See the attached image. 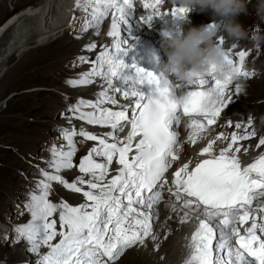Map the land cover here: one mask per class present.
I'll return each mask as SVG.
<instances>
[{
    "label": "snow or ice",
    "instance_id": "obj_1",
    "mask_svg": "<svg viewBox=\"0 0 264 264\" xmlns=\"http://www.w3.org/2000/svg\"><path fill=\"white\" fill-rule=\"evenodd\" d=\"M161 3L162 0H155L152 4L143 3L145 9L153 10L146 20L150 21L153 15L183 18L189 11L178 5L161 15L157 9ZM89 5L93 25L99 24L108 14L109 8L114 10L107 33L114 38V50L101 51L90 72L66 83L72 86L86 85L92 83L90 77H103L115 92H122L126 99L135 98V106L131 109V118L127 110L113 111L101 107L106 102L113 105L117 102L107 91H101L95 103L79 100L69 106L68 110L76 114L77 119L90 125L110 127L113 131L106 135L113 142L109 143L105 138L84 130L77 133L74 129H61L67 150H63L64 146L49 149L51 159L48 166L57 174L41 169L44 179L37 183L40 192L38 195L31 194L30 200L24 205L30 211L31 219L14 229V240H25L30 245L27 251L31 253H38L41 246L48 248L36 264L115 262L125 249L137 243L144 244L148 237L155 239L152 236V220L156 215L153 209L161 199V192L157 189L170 183L169 192L176 201L172 210L183 212L181 223L188 222L190 216L198 220L189 243L191 254L185 264H264V204L256 208L252 206L255 200L264 197V153L243 167L237 156L241 152L240 142L250 140L255 135L247 131L250 123L244 126L243 133L233 131L227 146L218 154H213L214 141H209L199 153L201 157L207 158L201 159L191 168L189 163H184L172 173L170 181L166 178L172 163L179 159L177 132L173 129L174 125L179 124L181 114L190 119L188 141L194 145L199 134L217 122L228 103L225 99L226 90L233 79L253 75L244 70L247 53L236 52L234 60L232 50H224L225 59L233 65V73L224 80H217L209 72L211 83L198 76L196 89L179 99L171 97L169 80L163 74L157 76L139 68L136 69L138 79L135 83L154 85V94L145 96L135 86L121 91L112 86L113 78H117L124 67L123 62L115 57L122 51L119 25L129 15L133 7L132 0H86V6ZM209 27L215 28L214 25ZM218 43L224 44L222 37ZM86 47L91 50L96 45L93 43ZM86 61L87 57H79L80 63ZM205 85L210 87L204 90ZM236 90L239 91V85ZM212 92L218 93L220 99L206 106L207 97ZM85 107L93 111H82ZM122 122H128L131 129L120 140L115 133L123 131ZM241 127L239 123L235 125L236 129ZM76 135L86 141L98 140V146L91 148L79 162V172L89 179L79 176L69 183L59 173L73 167L72 158L76 152L73 137ZM137 137L139 139L133 143ZM216 139L228 138L220 134ZM256 146H264V137L259 139ZM94 156L102 157L103 162H97ZM114 162L119 165L117 175L106 180L109 166ZM53 181L76 193L83 191L78 184H86L89 189L83 191L86 203L73 207L65 202H50L48 196L50 182ZM57 212L59 231L57 221L50 219ZM249 221L250 226H245ZM57 236L58 242L53 243Z\"/></svg>",
    "mask_w": 264,
    "mask_h": 264
},
{
    "label": "rangeland",
    "instance_id": "obj_2",
    "mask_svg": "<svg viewBox=\"0 0 264 264\" xmlns=\"http://www.w3.org/2000/svg\"><path fill=\"white\" fill-rule=\"evenodd\" d=\"M40 1L0 0V4L2 3L4 10L8 12L6 15H2V11L0 12V25L5 24L12 13L16 11L21 12V9L25 7L30 8ZM170 2L176 4L178 0H170ZM254 4L255 0L249 5V14L239 18L240 23L245 26L250 35L258 30L257 26H259V30H264V24H260L254 15ZM84 18L90 19L88 16ZM187 19L191 21L192 26L214 25L217 30V42L221 37L223 38L224 44L221 46L224 50H232L234 60L236 59V52L245 51L247 53L244 70L246 62H249L252 66L247 64V71L252 72L253 75L251 77H235L233 79L232 84L226 90V94H233L234 98L222 109L221 118L225 117L223 124L234 130L237 123L243 127L250 123V131L248 132L255 133V135L250 140L242 143L249 144L252 147L255 144V140L259 141L261 138L259 136H262V133H264V122L261 120L264 117V45L257 48L253 46L250 40H241L235 43L225 40L221 23L204 13L190 9ZM107 20L106 16L101 19L102 28L97 31L98 33L95 36L89 34L85 37L87 41H91L95 37V40L100 42V45H96L91 50L83 48L74 56H64L54 70L49 71L48 69L46 73H40V75L35 72L34 63L36 61L34 62V60L38 57L36 53L45 46L42 49L43 53L51 55L49 50L51 46L47 45L51 41H59L58 39L61 38L59 35L63 36L64 32L67 33L66 30L42 42L34 41L27 43L19 51H16L7 62L0 65V249L13 251L15 250V246H17L19 250L23 251L26 241L23 239L14 240L16 235L14 229L19 225L29 222L31 219V215L28 216L30 211L24 205L30 200V196L35 191L34 188L37 186V183L44 179L41 169L50 174H56L54 169L49 168L47 162L51 159V152L49 151L51 147L56 146L60 148L64 146L63 149L67 150L66 141L62 139L60 130L74 129L78 133L79 129L77 128L79 127L97 128L83 120L77 119L76 115L68 110L70 105L81 100L79 98L81 96L75 95V91L87 90L91 85L73 86L72 90L74 93H66L65 87L69 85L66 81L81 78L80 71L83 68H86V66L93 67V62L95 61L93 58L95 59L105 46V38L103 39L102 31L106 30ZM178 26L177 28H180L182 25L178 24ZM66 33L65 36H67ZM74 34L76 32L70 30L68 36L74 37ZM70 39L72 40V38ZM81 56L87 57V61L80 63L79 57ZM19 62H22V65L18 64ZM23 62L27 64L23 65ZM17 68L18 70L16 71L15 69ZM237 85H239V91L236 90ZM232 86H234V92L232 91ZM91 88L93 89V93L91 91L89 95L82 97L83 99L86 98L85 100L89 101L98 96V93H96L97 88ZM57 101L60 104L53 107ZM103 105L105 106L106 104ZM103 105L101 106L104 107ZM232 105L234 107L238 106L234 114L233 111L229 112ZM234 116L237 119L231 122V117ZM70 123L72 127L67 126ZM217 124L211 125L212 128L217 129ZM180 129L181 127H176L178 134ZM78 136L76 135L73 138L77 139ZM222 143L220 142L219 144ZM199 144L202 145V143ZM86 145L84 142H79L76 145V151L84 149ZM180 149L184 150V147L182 146ZM72 159L73 167L71 169H63L61 172L72 174L78 170L80 160L76 158ZM72 182L74 181H69V183ZM50 183L51 187L48 198L53 197L55 200L54 204L64 201L70 206L84 204L85 197L82 192H73L55 181ZM54 187L56 190L53 189ZM39 192H33V194L38 195ZM72 193L76 194L77 197L72 196L71 198L70 194L72 195ZM67 194L68 196H66ZM262 199L264 198L262 197ZM57 226L59 227V223H57ZM139 245L137 243L131 248L125 249L115 262H109V264H134L135 259L131 257L130 251L132 252L136 248L142 249L140 248L141 245ZM41 249L42 247L38 253L28 252L27 249L24 250L26 252L25 259L27 260L22 258V262L36 264V259L40 256ZM31 256H33V259H30ZM10 259V256L5 258L0 255V264H15L9 262Z\"/></svg>",
    "mask_w": 264,
    "mask_h": 264
},
{
    "label": "bare ground",
    "instance_id": "obj_3",
    "mask_svg": "<svg viewBox=\"0 0 264 264\" xmlns=\"http://www.w3.org/2000/svg\"><path fill=\"white\" fill-rule=\"evenodd\" d=\"M143 3L152 4L155 3V0H132L133 7L129 15L126 16L124 21H122L119 25V31H120L119 38L121 40L122 51L117 53L115 58L119 61H122L124 67L120 71L119 76L117 78H113L112 86L113 88L119 89L121 91H126L129 86H135L134 80H135V69H136L135 59L137 55L136 54L137 42L139 40L151 41L154 44H159L163 48H166L167 39H170L169 34H167V38H165L164 36V33H166L165 31L166 27L172 26L175 27V29L177 30L178 29L177 27H179L178 24H181L180 23L181 18H176L171 15H167V16L163 15L164 12H170L172 7L178 6L179 2L173 4L172 2H170V0H167L166 3L163 2L162 0V3L157 6V9L161 12V15L163 16L153 15V18L150 21L146 20V18L149 14H153V10L151 8L145 9L143 7ZM21 10H22L21 12L16 11L15 13H12L8 17L7 19L8 21L5 24L0 25V65L7 62L12 57V55L16 53V51H19V49L24 45H26L27 43H31L34 41L42 42L46 39L59 35V33H63L65 30L67 31V33L64 32V34H62L63 36L59 35L61 37L58 39L59 41L57 40L55 42L51 41V43L49 42V44L47 45V46H51V48L49 49L51 55H49V53L48 55H45L43 53L44 51L42 49H44L45 46L36 53L38 57L37 59L34 60V62L36 61L34 63L35 66L34 71L37 72L39 75L40 73L42 74L46 73L48 69L49 71L52 69L53 70L56 69V67L62 61V58H64V56L65 57L74 56L77 52H79L83 48H87L86 47L87 45L93 43L95 45H100V42L95 40V37L91 41H87L85 39V37L89 34L95 36V34L98 33L97 31H99L102 28L101 21L99 22L98 25H93L91 23V6L90 5L86 6V0H79V4L77 3V0H41L39 3L35 4L34 6L30 8L25 7ZM1 11H2V15L3 14L6 15L8 13L4 10L2 3L0 4V12ZM113 11L114 10H112V12ZM112 12L110 13L108 12V14L106 15V17L108 18L106 22V30L102 31L104 36L103 39L105 38L104 41L105 46L103 50L105 49L114 50L113 48L114 38L109 37L107 35L111 26ZM87 16L90 17V19L84 18ZM70 30L72 31L74 30L76 32V34L73 35L75 38L68 36ZM65 33L67 34V36H65ZM175 35H173V37ZM69 38H72V40L71 39L69 40ZM145 44L146 43L144 42L142 43V45ZM98 55L99 54H97V56ZM93 60L95 59L93 58ZM246 63L252 66L249 62ZM18 64L22 65V62L21 63L19 62ZM25 64L27 63L23 62V65ZM247 64L245 65L246 71L248 67ZM91 69L92 67L90 66H86V68H83L80 71L81 76L84 73L90 72ZM15 70L17 71L18 68ZM90 79L92 80V83L87 85H91V87H96L97 88L96 93L99 94L101 91H107L108 95L112 96L117 101L116 104L114 105L106 102L105 103L106 105L105 106L103 105L104 106L103 108H109L110 110L113 111H120V110L128 111L130 108H133L135 106L132 103L135 98L129 97L126 99L123 96L122 92L120 93L115 92L114 89L108 86L107 80L104 79L103 77L93 76L90 77ZM191 86L192 84L188 85V87ZM72 87H73L72 85L66 86L65 87L66 93H72V92L74 93ZM91 87L88 88L87 90H80L78 92L75 91L76 93L75 95L81 96L79 97L81 100L88 101L85 100L86 98L83 99L82 97L89 95L91 91L93 93V89ZM231 88L232 91L234 92L233 90L234 86H232ZM97 98L98 96L92 98L91 100H89V102L95 103L97 101ZM233 98H234L233 94H226L225 96V99L228 102H230V100ZM58 104H60L59 101L55 102L53 107H56ZM75 104L76 103H74L73 105ZM237 108H238L237 105L235 107L232 105V108L231 110H229V112L233 111L234 114ZM82 111L88 112V111H93V109L85 107L82 108ZM71 113L74 114L73 112ZM225 113L226 112L224 109V114ZM221 114L217 118V120L219 121V122L217 121L218 124L216 122L217 129L212 128L211 125L207 126V128L199 134V136L197 137V142L194 145L188 141V135L189 132L191 131V129L188 128V124L190 120L187 123H185L184 126L179 130V134L177 136V141L179 145L178 148L179 159L172 163L173 172L178 167L182 166L184 163H189V166L192 167L201 159L207 158V156L201 157L199 153L203 147L207 146L209 141H214L213 144L214 155L218 154L221 149L227 146L231 137V133L233 132L234 129L223 124V122L225 121V117L221 118ZM231 118H232L231 122H234L237 119L235 116ZM227 119H229V117H227ZM70 124H68L67 126L72 127V124L71 125ZM93 126H96L97 128L91 129V128L79 127L77 129H79V131L80 130L87 131L90 134L96 135L100 138H105L109 143L113 142L112 138L106 135L108 132L113 131L110 127L101 126V125H93ZM234 131L243 133V131H245V128L242 126L240 129H235ZM247 131H250L249 127L247 128ZM115 134L119 137L120 140H123V138H121L120 136V131H117ZM220 134H223V136L227 137L228 139H219V140L216 139V137L219 136ZM259 137L261 138L264 137V133H262V136ZM73 140L76 145L79 144V142H84L85 144H87L84 149H79L75 152L73 158L79 160H81L85 155H87L91 148L98 146V140L86 141L84 140L83 137L80 136H78L77 139L73 138ZM257 141L258 140L256 139L255 144L251 143L253 144L252 147H250L249 144H243L242 142L244 141L240 142L242 145L241 152L237 156L241 161V165L242 164L247 165L253 162V160L259 154L264 153V147L260 146L259 148H257L256 146L258 143ZM220 142L223 143L219 144ZM199 143H202V145H200ZM182 146L184 147V150L180 149V147ZM245 148L247 149L246 152L244 151ZM94 159L97 162H103L102 157L94 156ZM118 168L119 165L115 164V162L112 165H110L106 180L110 179L114 175H117ZM59 175H61L62 178L65 179L67 182H69L70 180L75 181L76 178L79 176L86 177L85 180L89 179L88 176L79 172V167L78 170L76 172L74 171V173L72 174H66L65 172L63 173L60 171ZM77 186L81 187L83 191H87L88 189L86 184H78ZM53 189H55V187ZM34 190H35L33 191L34 193L40 191V189H38L37 186L34 188ZM66 196H68V194ZM70 196L72 198V196H76V194L72 193V195L70 194ZM173 198L174 197H172L171 195H168L167 197L162 198L163 201L154 205L153 210L156 212V215L152 220V225H153L152 236H155V239L148 237L145 239L144 244H140L141 245L140 248L142 249L136 248L132 252L130 251L131 257L135 259L134 264H185V261L189 258L191 254L189 243L193 231H195L196 227L198 226V220L190 216L188 222L181 223V217L183 216V212L172 210V205L176 203V201H174ZM48 199L52 203L55 202L53 197H49ZM260 200L262 201L258 203L259 206L264 204V199H262V197L260 198ZM64 202L67 203L66 201ZM83 203H86V200ZM177 208H179L178 204H177ZM144 210L147 211V209ZM29 215H31V213H28V216ZM50 219H55L57 223H59L58 212L54 213L53 217H51ZM57 231H59L58 226H57ZM58 240H59V236H57V238L53 241V243L58 242ZM29 247L30 245H28L27 242H25V247L23 251L19 250L17 246H15V250L13 251L0 249V255L4 256L5 258L10 256L11 259L9 260V262L11 263L26 264L25 261L22 262V260L25 259V255H26V252L24 250L28 249ZM41 247L42 249L40 251V256L38 257V259L35 258L36 261L39 260L40 257L46 254L48 251V248L46 246H41ZM2 253H4V255H2ZM33 256H31L30 259H33Z\"/></svg>",
    "mask_w": 264,
    "mask_h": 264
},
{
    "label": "clouds",
    "instance_id": "obj_4",
    "mask_svg": "<svg viewBox=\"0 0 264 264\" xmlns=\"http://www.w3.org/2000/svg\"><path fill=\"white\" fill-rule=\"evenodd\" d=\"M186 9L204 13L222 25L224 39L232 42L250 40L254 47L264 45V30L251 35L240 23L241 16L249 14V5L253 0H178ZM254 15L260 24H264V0H255ZM188 12L181 18V27L174 37L167 39L164 49L167 62L162 72L175 80L192 82L194 78L209 72L217 80H224L233 73V65L224 56V48L217 42L216 28L207 25L192 26L187 19ZM167 38V33H164ZM220 99L218 93L212 92L207 97L206 106H211ZM264 122V117L261 118Z\"/></svg>",
    "mask_w": 264,
    "mask_h": 264
}]
</instances>
